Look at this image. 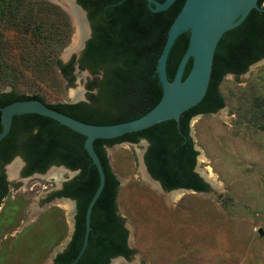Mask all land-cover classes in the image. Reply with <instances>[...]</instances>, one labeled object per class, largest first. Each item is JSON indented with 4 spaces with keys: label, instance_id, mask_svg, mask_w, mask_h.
I'll use <instances>...</instances> for the list:
<instances>
[{
    "label": "rangeland",
    "instance_id": "obj_1",
    "mask_svg": "<svg viewBox=\"0 0 264 264\" xmlns=\"http://www.w3.org/2000/svg\"><path fill=\"white\" fill-rule=\"evenodd\" d=\"M47 1L66 13L70 27L45 8L33 25L41 24L42 34L46 29L68 30L66 44L49 53L44 45L18 38L22 28L2 25V68L7 67L8 75L0 72V91L39 94L49 103L88 101L85 84L94 75L75 68L70 83L53 60L56 56L67 62L76 56L79 47L69 49L76 34L74 18L60 3ZM219 91L224 106L189 123L197 150L194 170L206 178L214 175L206 192L182 190L174 199L167 197L170 192L144 172L146 142L106 147L119 180L117 212L133 249L129 258L117 256L109 264H264V60L239 76L226 74ZM20 164L16 155L6 166L10 184L0 199V264H48L74 230L76 203L68 200L69 213L58 199L45 198L59 180L63 185L76 174L51 165L42 173L20 177Z\"/></svg>",
    "mask_w": 264,
    "mask_h": 264
},
{
    "label": "trees",
    "instance_id": "obj_2",
    "mask_svg": "<svg viewBox=\"0 0 264 264\" xmlns=\"http://www.w3.org/2000/svg\"><path fill=\"white\" fill-rule=\"evenodd\" d=\"M87 12L91 35L80 57L67 62L54 57L60 74L72 83L75 64L90 71L93 78L85 84L88 101L76 103L46 102L39 94H25L13 90L0 91V106L17 100L37 98L49 107L86 123L113 124L138 118L160 100L162 87L156 65L169 27L185 0H174L166 9L152 12L145 0H76ZM163 1V0H158ZM259 9H252L244 21L226 31L214 52L209 85L203 99L180 116L179 122L166 120L146 129L126 133L112 139H96L94 149L101 161L104 187L93 205L86 248L75 264H109L117 256L129 258L133 249L127 245L128 230L124 218L117 212L116 196L119 180L113 173L106 147L119 142L137 143L145 139L148 146L144 161L148 171L166 190L190 188L208 191L209 185L194 170L197 150L189 134L194 115L216 112L224 106L219 84L226 74L239 76L248 67L264 58V0ZM41 8L53 11L69 26L66 13L47 0H0V28L2 25L22 28L18 36L56 52L66 44L69 33L60 28L51 33L41 24L33 25ZM66 30V29H65ZM30 33L26 35L25 33ZM0 32V47L4 43ZM185 31L174 40L166 60V74L171 81L178 62L189 41ZM0 48V72L3 69ZM191 67L188 60L183 78ZM95 90V91H94ZM2 129L0 113V131ZM85 137L55 120L36 113L15 115L9 133L0 140V163L20 155L24 162L23 175L42 173L51 165H64L79 170L60 190L52 192L46 201L64 196L74 199L76 213L74 230L65 249L58 253L54 264H66L77 255L84 237L86 206L98 185V174L84 148ZM8 192L0 176V199Z\"/></svg>",
    "mask_w": 264,
    "mask_h": 264
},
{
    "label": "water",
    "instance_id": "obj_3",
    "mask_svg": "<svg viewBox=\"0 0 264 264\" xmlns=\"http://www.w3.org/2000/svg\"><path fill=\"white\" fill-rule=\"evenodd\" d=\"M71 1L75 4L81 15V24L83 30V33L82 31L80 32L81 44L78 50H76L75 60H77L85 47L86 40L91 35V26L86 10L76 0ZM145 1L147 7L152 12L162 11L168 8L174 2V0ZM60 6L64 10H66L62 5ZM252 9L260 10L258 0H185L180 11L169 27L156 65V72L162 87L161 98L153 108H151L148 112L138 118L113 124L86 123L49 107L43 101L37 98L17 100L5 106H0L2 123L0 140L9 133L13 117L15 115H20L23 113H36L42 116L49 117L59 124L64 125L85 137L84 148L89 155L92 163L96 167L98 174V185L85 209V231L81 247L75 258L71 262L66 264H75L86 248L90 231L91 211L105 183L104 170L93 146L94 140L116 138L126 133L146 129L154 124L166 120H175L178 123L181 114L186 110L196 106L206 94L213 66L214 52L221 36L226 31L233 29L234 27L241 24ZM68 14L70 13L68 12ZM73 23L77 31V26L74 20ZM185 31H189L190 33L188 45L178 62L174 77L170 81L166 74L167 56L174 40L178 35ZM189 59H191V67L187 75L183 78V72ZM261 60H264V58ZM75 68H79L77 63L75 64ZM75 102L76 100H74L72 103ZM139 141H143L148 144L145 139H140ZM107 157L109 162L108 153ZM142 163L147 177L152 182H154L162 191L170 192L175 190H184L192 192H206L196 191L190 188H175L166 190L162 187L159 180L152 177L147 169L144 157H142ZM60 166V169L68 170L72 175L77 174L79 171L71 170L64 165ZM200 177L209 185V188L212 186L210 180H208L204 176ZM58 182H60V184L52 191H57L62 188L61 180H59ZM55 199H67L76 203L74 199L64 196L54 197L52 200ZM74 223L75 219L73 221V229ZM71 235L64 241L63 245H60L52 252V254L49 256L48 264H54L56 255L65 249L71 239ZM114 258L115 257L111 258L110 262Z\"/></svg>",
    "mask_w": 264,
    "mask_h": 264
},
{
    "label": "bare ground",
    "instance_id": "obj_4",
    "mask_svg": "<svg viewBox=\"0 0 264 264\" xmlns=\"http://www.w3.org/2000/svg\"><path fill=\"white\" fill-rule=\"evenodd\" d=\"M55 1L60 3L63 7H65L71 13V15L74 18L75 24L77 26V31H76L75 37L73 39L74 42L72 43L71 48H69V49L70 50L71 49L72 50L77 49L81 44L80 32L82 31V33H83L82 24H81V15H80L78 9L76 8L75 4L71 0H55ZM207 179L213 183L212 179H214V175L211 173ZM178 192H179V190L170 191V193L166 194V196L174 199V198L179 196ZM56 203L59 204L60 206H62L63 208H65L70 213V211L72 209V204L67 199H58L56 201ZM117 263L118 262H116V261L113 262V264H117Z\"/></svg>",
    "mask_w": 264,
    "mask_h": 264
},
{
    "label": "flooded vegetation",
    "instance_id": "obj_5",
    "mask_svg": "<svg viewBox=\"0 0 264 264\" xmlns=\"http://www.w3.org/2000/svg\"><path fill=\"white\" fill-rule=\"evenodd\" d=\"M147 141V140H146ZM146 151V150H145ZM18 156V158H19V161H20V165H21V168H20V170H19V176L21 177H26V176H29V175H23V169H24V167H25V162H24V160H23V158L20 156V155H17ZM15 157V156H14ZM13 157V158H14ZM143 157H144V155H143ZM12 158V159H13ZM11 159V160H12ZM11 160H9V161H7V162H5V163H0V176L2 177V182H3V184L8 188L9 187V184H10V182H9V180L7 179V176H6V166H7V164H9V162H11ZM18 165H19V162H18ZM17 164H16V166H18ZM15 168H17V167H15ZM11 170V169H10ZM14 169L12 168V172H14L13 171ZM10 171V172H11ZM52 192H54V191H51L49 194H47L46 195V197H48ZM4 198V197H3ZM2 199V198H1ZM53 199V198H52ZM51 199V200H52Z\"/></svg>",
    "mask_w": 264,
    "mask_h": 264
}]
</instances>
